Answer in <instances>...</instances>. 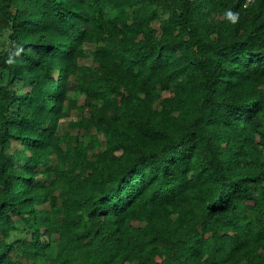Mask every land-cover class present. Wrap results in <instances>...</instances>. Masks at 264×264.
Instances as JSON below:
<instances>
[{"label":"trees","instance_id":"1","mask_svg":"<svg viewBox=\"0 0 264 264\" xmlns=\"http://www.w3.org/2000/svg\"><path fill=\"white\" fill-rule=\"evenodd\" d=\"M0 264H264V0H0Z\"/></svg>","mask_w":264,"mask_h":264},{"label":"rangeland","instance_id":"2","mask_svg":"<svg viewBox=\"0 0 264 264\" xmlns=\"http://www.w3.org/2000/svg\"><path fill=\"white\" fill-rule=\"evenodd\" d=\"M94 49H95L94 45H90V44H86V45H85V50H86V52H88V54H90V52L93 51ZM88 61H89L90 63H92L91 58H89ZM88 61H87V62H88ZM54 77L57 78V74H55ZM77 96H78L77 98H78L80 101H82V100L85 98V95H84V94H78ZM78 116H80V113H79V112H77V111L73 112V114H72V118L76 119ZM69 120H70V119L68 118V119H66L65 121H62V122L60 123L59 128H58V132H59L60 134H63L64 132L68 131V126H67V125H68ZM77 133H78V131L75 129V130H73V131L71 132V136H76ZM101 139H102V137H101ZM15 146L18 147L19 144L17 143Z\"/></svg>","mask_w":264,"mask_h":264},{"label":"clouds","instance_id":"3","mask_svg":"<svg viewBox=\"0 0 264 264\" xmlns=\"http://www.w3.org/2000/svg\"><path fill=\"white\" fill-rule=\"evenodd\" d=\"M227 18L232 21L233 23H236L237 22V19H238V14H235V13H232V12H228L227 13Z\"/></svg>","mask_w":264,"mask_h":264},{"label":"built area","instance_id":"4","mask_svg":"<svg viewBox=\"0 0 264 264\" xmlns=\"http://www.w3.org/2000/svg\"><path fill=\"white\" fill-rule=\"evenodd\" d=\"M256 1H258V0H245V6L247 7L248 5H250Z\"/></svg>","mask_w":264,"mask_h":264}]
</instances>
